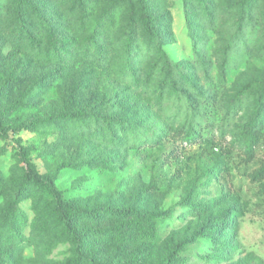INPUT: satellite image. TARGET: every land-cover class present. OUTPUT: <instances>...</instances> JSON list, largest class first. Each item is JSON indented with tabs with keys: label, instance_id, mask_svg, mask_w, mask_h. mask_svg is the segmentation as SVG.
Returning a JSON list of instances; mask_svg holds the SVG:
<instances>
[{
	"label": "rangeland",
	"instance_id": "obj_1",
	"mask_svg": "<svg viewBox=\"0 0 264 264\" xmlns=\"http://www.w3.org/2000/svg\"><path fill=\"white\" fill-rule=\"evenodd\" d=\"M147 3L0 0V264H264V0Z\"/></svg>",
	"mask_w": 264,
	"mask_h": 264
},
{
	"label": "trees",
	"instance_id": "obj_2",
	"mask_svg": "<svg viewBox=\"0 0 264 264\" xmlns=\"http://www.w3.org/2000/svg\"><path fill=\"white\" fill-rule=\"evenodd\" d=\"M138 8L140 17L143 23V29L145 34L147 35H153L154 33V26H153V20L151 17V13L148 9V3L147 0H137ZM66 52H63L65 54ZM186 131L184 135H182L183 139L185 141H189L192 138H195L197 136L193 133L192 128V122H189L187 124ZM26 126H17L15 128V132L20 131L22 128H25ZM6 129L3 127L2 117L0 115V135L7 136ZM245 132H246V138L250 141V143L254 144L256 143V136L253 133V131L250 129V127L245 126ZM195 135V136H194ZM18 146V155L19 158L24 166V176L25 179L32 185L35 186H42L44 187L48 193L51 195L53 199L54 204V211L57 215V217L60 219L62 226L66 231L69 233H72L73 239L77 244H81L82 239V233L77 231L74 227L76 225V221L79 219L77 216H70L67 212V205L63 201L61 193L59 190L55 187L52 180L47 177L40 176L36 173L33 165L27 160L26 158V149L22 147L19 143ZM108 214H110L113 217L117 218H123L130 220L131 218H135L137 221L140 222H146L149 221L150 216L145 215H139L135 212H133L130 209H116V210H106ZM87 218L92 221H101L103 218L102 214H95V213H89L87 215ZM100 264H109V263H100ZM127 264V263H126Z\"/></svg>",
	"mask_w": 264,
	"mask_h": 264
}]
</instances>
